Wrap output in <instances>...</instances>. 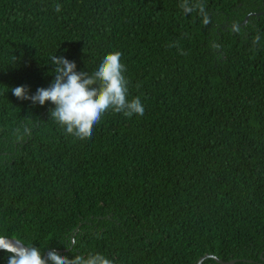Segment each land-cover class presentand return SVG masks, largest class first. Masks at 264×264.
<instances>
[{
	"label": "trees",
	"instance_id": "trees-1",
	"mask_svg": "<svg viewBox=\"0 0 264 264\" xmlns=\"http://www.w3.org/2000/svg\"><path fill=\"white\" fill-rule=\"evenodd\" d=\"M184 3L0 0V235L113 264H264V0ZM114 52L145 112L109 110L90 138L11 91L48 88L52 56L91 74Z\"/></svg>",
	"mask_w": 264,
	"mask_h": 264
},
{
	"label": "clouds",
	"instance_id": "clouds-1",
	"mask_svg": "<svg viewBox=\"0 0 264 264\" xmlns=\"http://www.w3.org/2000/svg\"><path fill=\"white\" fill-rule=\"evenodd\" d=\"M186 13L193 11L187 0L181 5ZM62 5H55L57 12ZM203 11V9H201ZM259 37H256V42ZM121 53L107 54L98 70L89 74L77 72V65L65 57L52 56L51 64L55 65V79L48 88H39L34 95H29L26 86H18L11 91L21 100H30L34 104L45 105L51 102L55 107L50 111L53 120L63 126L68 134L81 140L90 138L93 128L102 116L112 110L123 113L126 117L134 114L144 115L145 108L139 97L128 99V80L121 63ZM0 250L8 252V264H113L103 254L89 255L85 258L76 255L73 259L59 254L55 250L42 253L35 246L15 242L0 235Z\"/></svg>",
	"mask_w": 264,
	"mask_h": 264
},
{
	"label": "water",
	"instance_id": "water-1",
	"mask_svg": "<svg viewBox=\"0 0 264 264\" xmlns=\"http://www.w3.org/2000/svg\"><path fill=\"white\" fill-rule=\"evenodd\" d=\"M247 19H248V18H247ZM9 239H11V240H13V241H15V242H21V241L15 239V238H9ZM0 251H3V250H0ZM62 252H63V251H62ZM207 258H213L214 260H216L218 263H221V264H235V263L237 262V261H233V262H230V263H225L224 261L218 259V258L215 257V256L206 255V256H204L203 258H201V259L198 261L197 264H201V263H202L205 259H207Z\"/></svg>",
	"mask_w": 264,
	"mask_h": 264
}]
</instances>
